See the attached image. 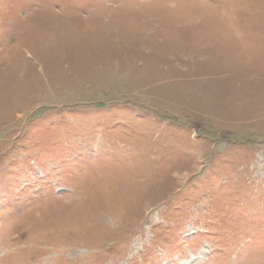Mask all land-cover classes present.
Instances as JSON below:
<instances>
[{
  "label": "rangeland",
  "instance_id": "374dc122",
  "mask_svg": "<svg viewBox=\"0 0 264 264\" xmlns=\"http://www.w3.org/2000/svg\"><path fill=\"white\" fill-rule=\"evenodd\" d=\"M0 264H264V0H0Z\"/></svg>",
  "mask_w": 264,
  "mask_h": 264
}]
</instances>
